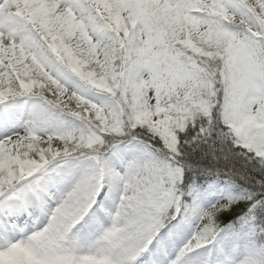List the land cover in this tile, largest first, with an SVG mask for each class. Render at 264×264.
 <instances>
[{"label":"snow or ice","instance_id":"6c2138e0","mask_svg":"<svg viewBox=\"0 0 264 264\" xmlns=\"http://www.w3.org/2000/svg\"><path fill=\"white\" fill-rule=\"evenodd\" d=\"M0 264H264V0H0Z\"/></svg>","mask_w":264,"mask_h":264}]
</instances>
